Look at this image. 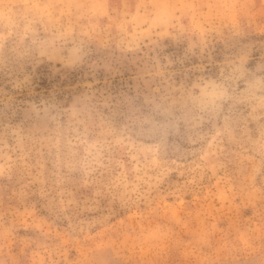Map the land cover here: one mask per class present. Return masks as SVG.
<instances>
[{
  "label": "rangeland",
  "instance_id": "1",
  "mask_svg": "<svg viewBox=\"0 0 264 264\" xmlns=\"http://www.w3.org/2000/svg\"><path fill=\"white\" fill-rule=\"evenodd\" d=\"M0 264H264V0H0Z\"/></svg>",
  "mask_w": 264,
  "mask_h": 264
}]
</instances>
